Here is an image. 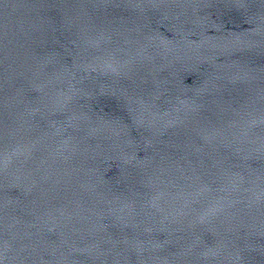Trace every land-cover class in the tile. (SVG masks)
<instances>
[{
    "label": "water",
    "instance_id": "95a60500",
    "mask_svg": "<svg viewBox=\"0 0 264 264\" xmlns=\"http://www.w3.org/2000/svg\"><path fill=\"white\" fill-rule=\"evenodd\" d=\"M0 264H264V0H0Z\"/></svg>",
    "mask_w": 264,
    "mask_h": 264
}]
</instances>
